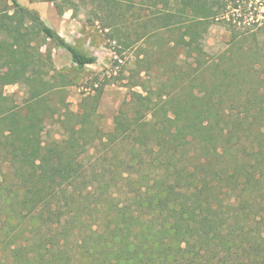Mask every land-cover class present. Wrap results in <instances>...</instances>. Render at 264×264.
<instances>
[{"label": "trees", "instance_id": "obj_1", "mask_svg": "<svg viewBox=\"0 0 264 264\" xmlns=\"http://www.w3.org/2000/svg\"><path fill=\"white\" fill-rule=\"evenodd\" d=\"M12 3L0 9V264H264V21L234 23L212 54L210 27L238 3L90 0L117 73L74 112L52 103L67 77L46 44L79 72L97 56ZM114 81L129 97L105 131L98 105ZM11 84L28 88L22 104ZM50 120L62 133L46 140Z\"/></svg>", "mask_w": 264, "mask_h": 264}, {"label": "rangeland", "instance_id": "obj_2", "mask_svg": "<svg viewBox=\"0 0 264 264\" xmlns=\"http://www.w3.org/2000/svg\"><path fill=\"white\" fill-rule=\"evenodd\" d=\"M17 1L38 12L49 25L54 27L70 43L97 56L96 63L87 65L84 71L79 72L65 50L54 47L52 43L47 42L46 44L53 52V66L67 77L64 81L66 82L65 90L60 94H54L52 103L64 110L60 100L63 97L71 111L80 112L83 108V99H87L88 96L96 93L92 83L98 78L101 82H104L106 77L111 80L113 75L117 73V67L113 63L115 58L113 46L116 42L112 41L108 35L111 34V31L104 28L105 24L109 22L104 20L106 12L91 4L90 0H76L78 7L67 9L63 13H60L55 4L50 1ZM231 2L232 4L238 3V7L227 12L226 22L211 26L205 37L206 50L212 54L226 48L230 38V27L234 23L242 29H244L242 25H247L255 30L256 25L250 26L248 22L264 21V0H230ZM12 4V0H0V9L3 7L10 8ZM139 7L140 5L137 6V8ZM133 12V17L139 16L141 20H144L148 14V10L144 9H134ZM257 42L263 46L264 36L257 38ZM4 91L13 104H22L29 95L28 88L22 84L7 85ZM129 91L127 86L118 81L108 82L104 86L98 105V120L103 130L110 131L113 129L114 116L124 99L129 97ZM61 133L62 129L58 122L47 121L43 131V137L46 140L59 137Z\"/></svg>", "mask_w": 264, "mask_h": 264}]
</instances>
